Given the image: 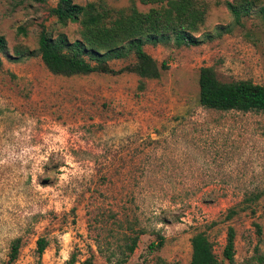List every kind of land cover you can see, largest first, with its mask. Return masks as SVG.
I'll return each mask as SVG.
<instances>
[{
  "label": "rangeland",
  "instance_id": "obj_1",
  "mask_svg": "<svg viewBox=\"0 0 264 264\" xmlns=\"http://www.w3.org/2000/svg\"><path fill=\"white\" fill-rule=\"evenodd\" d=\"M88 1L113 9L133 2L140 11L156 5L76 0ZM196 1L204 18L193 35L217 25L229 30L198 45L145 44L165 68L137 90L138 77L127 71L51 73L35 52L39 30L71 41L77 24L56 22L48 11L55 0H0V264L16 237L17 257L8 264H114L136 232L121 264H188L196 232L207 236L219 264H230L222 256L228 225L232 264L255 263L254 248L264 253V112L197 102L201 66L220 81L264 86L263 0ZM226 1L247 6L238 21ZM255 192L262 194L253 214L222 220ZM39 237L47 244L37 257Z\"/></svg>",
  "mask_w": 264,
  "mask_h": 264
},
{
  "label": "trees",
  "instance_id": "obj_2",
  "mask_svg": "<svg viewBox=\"0 0 264 264\" xmlns=\"http://www.w3.org/2000/svg\"><path fill=\"white\" fill-rule=\"evenodd\" d=\"M140 2L156 5L150 6L146 11H140L133 2L124 8L113 9L100 1L80 4L76 0H55L54 6L48 9L49 13L60 25L77 24L79 36L70 41L63 33L52 36L41 27L36 38L35 52L44 67L53 74L70 76L92 72L115 74L127 71L138 77L136 88L142 90L145 80L159 77V70L165 68L164 64L158 66L144 51L145 44L171 42L175 46L198 45L211 40L214 35L229 30L228 26L217 25L213 33L206 31L197 36L193 35L192 31L204 18V11L196 0H140ZM225 5L233 15L234 21H238L241 9L247 10V6L233 5L229 1H226ZM258 11L264 15V0ZM18 29L24 33L23 28ZM1 54H5V40L2 35ZM16 58L13 57L14 60ZM125 58H132V62L117 70L107 65L110 60ZM197 87V102L202 107L219 111L264 112V86L250 79L220 81L211 66H201L197 73ZM261 194L255 192L244 195L237 203L226 208L222 220H229L247 211L253 214V206ZM136 235L124 243L120 251L121 257H118L114 264L124 262L125 256L133 251ZM160 243L161 241L158 244ZM35 244L37 257H40L47 242L45 238L39 237ZM189 244L188 264H219L212 252L211 242L203 232L194 233L189 238ZM19 245L18 237L10 241L4 264L16 259ZM253 250L251 259L255 263L252 264H264V253L258 252L256 248ZM233 254L234 230L228 225L225 229L222 256L232 264ZM71 260L69 259L67 263ZM109 262L107 258V264H111ZM80 264L91 263L89 259H84Z\"/></svg>",
  "mask_w": 264,
  "mask_h": 264
}]
</instances>
